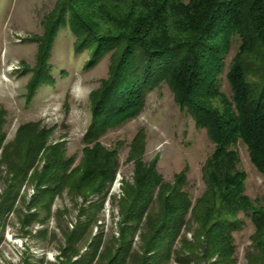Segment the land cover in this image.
Here are the masks:
<instances>
[{
  "label": "trees",
  "instance_id": "16d2710c",
  "mask_svg": "<svg viewBox=\"0 0 264 264\" xmlns=\"http://www.w3.org/2000/svg\"><path fill=\"white\" fill-rule=\"evenodd\" d=\"M61 1L42 39L43 55H48L58 24L68 12L81 45L89 43L96 56L112 52L109 78L92 94L94 123L88 141L101 128L136 117L148 92L166 82L181 108L215 144L202 168L205 191L195 202L185 190L188 167L172 182L166 181L156 162L144 163L143 148H132L134 184H126L119 201V238L102 252V264H171L175 257L180 263L235 264L234 233L243 226L241 213L255 227L248 264H264V207L246 194L247 174L239 168L235 149L242 141L264 176V0ZM235 37L240 45L227 73L232 90L229 97L221 90L219 77ZM42 59L35 85L46 65V58ZM3 115L0 109V151L4 150L2 159L12 178L0 204V219L14 209L16 190L25 184L42 149L37 148L39 139L30 138L10 155L4 148ZM84 161L76 174L51 161L37 170L34 178L39 196L33 206L50 209L55 194L71 187L84 196L99 194L101 204L93 207L99 210L106 185L114 181L119 169L118 149L96 146L87 150ZM96 213L87 214L75 231L66 233L69 246L61 257L71 261L80 255L77 244L98 221ZM186 227L193 231V238L183 240L180 253L176 246ZM139 231L141 246L135 251ZM101 240L102 236L89 253L92 261Z\"/></svg>",
  "mask_w": 264,
  "mask_h": 264
},
{
  "label": "rangeland",
  "instance_id": "374dc122",
  "mask_svg": "<svg viewBox=\"0 0 264 264\" xmlns=\"http://www.w3.org/2000/svg\"><path fill=\"white\" fill-rule=\"evenodd\" d=\"M61 2L0 0V109L4 110V148L11 155L14 148L30 138L39 139L37 148H42L25 184L16 190L18 199L14 209L0 219V264H102V252L119 238L122 221L119 201L126 184H134L136 163L131 151L137 146L143 148L144 163L156 162L157 171L166 181L172 182L176 174L188 167L185 190L193 202L206 188L202 168L214 152L215 144L207 131L197 127L190 113L181 108L166 82L148 92L145 106L136 117L114 122L110 128L92 134L96 136L92 140L86 139L94 123L92 94L109 78L112 52L96 56L89 43L81 45L82 39L73 29L68 12L58 24L48 55L44 56L46 47L42 39L48 34L50 17L58 13ZM239 45L240 39L235 37L219 77L221 90L229 97L232 90L227 73ZM41 57L46 58V65L41 81L35 85ZM100 145L110 151L118 149L120 165L114 181L106 185L99 210L93 209L101 204L99 194L84 196L71 187L55 194L50 209L33 206L39 196L34 178L37 170L51 161L75 173L83 167L87 150ZM235 149L240 156L239 168L247 174L246 194L256 205L264 207V176L252 163L242 141ZM3 151H0V204L12 178L8 163L2 159ZM66 159L70 161L64 163ZM92 212H97L98 221L77 244L80 255L71 261L61 257L63 249L69 246L66 233L75 231ZM240 218L243 226L234 233L235 264H248L255 227L246 214L241 213ZM191 225L196 229V223ZM140 234L141 231L134 240L135 251L140 250ZM100 236L101 246L92 261L89 253L97 246ZM185 238H193L189 227L183 230L177 243L180 253ZM171 264L206 263H180L175 257Z\"/></svg>",
  "mask_w": 264,
  "mask_h": 264
}]
</instances>
